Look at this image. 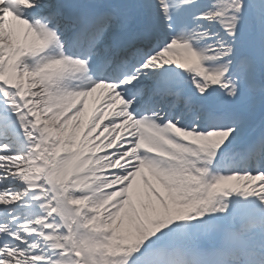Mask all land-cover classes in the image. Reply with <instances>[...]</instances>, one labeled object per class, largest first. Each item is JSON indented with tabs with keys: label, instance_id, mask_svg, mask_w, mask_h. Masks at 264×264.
Segmentation results:
<instances>
[{
	"label": "snow or ice",
	"instance_id": "6c2138e0",
	"mask_svg": "<svg viewBox=\"0 0 264 264\" xmlns=\"http://www.w3.org/2000/svg\"><path fill=\"white\" fill-rule=\"evenodd\" d=\"M0 264H264V0H0Z\"/></svg>",
	"mask_w": 264,
	"mask_h": 264
}]
</instances>
